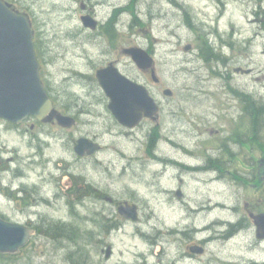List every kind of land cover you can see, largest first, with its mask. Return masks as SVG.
I'll use <instances>...</instances> for the list:
<instances>
[{
  "label": "rangeland",
  "instance_id": "374dc122",
  "mask_svg": "<svg viewBox=\"0 0 264 264\" xmlns=\"http://www.w3.org/2000/svg\"><path fill=\"white\" fill-rule=\"evenodd\" d=\"M7 1L37 27L41 75L80 123L71 133L57 125L25 135L0 128V178H11L14 187L22 178L29 186L38 183L50 198L23 207L11 199L13 193L0 192V213L25 225L42 218L54 234L32 236L18 252L0 254V264H264V242L256 239L245 211L246 202L264 208L261 174L250 178L254 171L245 165L253 161L250 152L264 150L246 148V136L238 144L237 127L252 100L264 109V0H140L119 18L122 41L109 52L83 31L71 1ZM204 38L222 59H205ZM133 46L156 51L158 84L123 53ZM110 61L149 83L162 106L159 128L147 121L130 131L113 120L94 80L95 71ZM165 88L172 97L164 96ZM78 131L96 135L103 151L77 156L67 136ZM218 154L225 171L216 162L207 165L210 172L175 164L205 165L209 155L215 161ZM46 174L50 180L44 182ZM74 184L78 190L70 189ZM126 201L138 205V223L118 215V202ZM106 218L113 222L104 232L96 222ZM238 221L242 232L224 240ZM204 239L210 240L205 253L191 260L190 243Z\"/></svg>",
  "mask_w": 264,
  "mask_h": 264
},
{
  "label": "water",
  "instance_id": "95a60500",
  "mask_svg": "<svg viewBox=\"0 0 264 264\" xmlns=\"http://www.w3.org/2000/svg\"><path fill=\"white\" fill-rule=\"evenodd\" d=\"M86 25L92 24L86 22ZM126 53L142 69H148L153 64V59L143 49L131 48ZM97 76L111 99V111L122 125L135 127L143 116L158 115L159 106L148 89L124 76L113 65L99 70ZM164 94L170 96L172 91L166 89ZM29 116L44 121L57 119L63 125L71 124V118L64 117L53 108L41 84L33 33L27 19L15 14L9 4L0 0V118L20 123ZM85 149L93 153L99 150V146L82 140L76 151L83 155ZM119 211L125 217L137 220L136 206L127 204ZM252 217L258 228V238L263 239L264 214ZM31 234L29 228L0 218V252H16L25 246Z\"/></svg>",
  "mask_w": 264,
  "mask_h": 264
},
{
  "label": "flooded vegetation",
  "instance_id": "af4514ba",
  "mask_svg": "<svg viewBox=\"0 0 264 264\" xmlns=\"http://www.w3.org/2000/svg\"><path fill=\"white\" fill-rule=\"evenodd\" d=\"M67 1H71L72 3L75 4L76 9L73 8V10L79 13V20L82 21V18L84 16H87L91 18L93 22H96L95 30H91L82 25L83 31L88 33L91 39L95 43H97L100 47L104 48V46H106L107 48H109L107 51L105 50V52H109L112 49L118 48L119 44H121L122 38L120 36L121 31L118 28V20L123 14H126L127 12L130 11L132 4L136 5L139 2V0H129L128 2L124 0H120V1H117L116 3H114V0H67ZM29 20L31 23V18H29ZM145 48L154 57V59L157 60L156 51L150 46H147ZM109 63H115V62L110 61ZM143 73L148 78L151 76L152 70H148ZM73 115L76 117L75 118L76 125L71 128L61 127L62 131L71 133L73 130L79 127L80 117L76 113H73ZM0 123L2 124V125L0 124V128L4 125V128L6 131H10L17 135H25L27 133H34L36 129L49 126L48 124L38 121L34 118H29L28 120L23 121L19 125L10 124L4 121H0ZM81 137H89L94 141L97 140L96 135H89V134L82 135L81 131H78L76 134H70L67 136L68 140L74 144H76L78 139ZM250 155L253 158V161L249 163L250 165L246 164L247 167H250L251 170L254 171L253 173L255 176L261 173V181L262 180L264 181V158H262L263 161L260 162L259 153L253 152ZM261 157H263V155ZM216 158L217 159H214L216 162H218V167L216 168L219 171L220 170L224 171L225 168L222 169V166H225V164L222 163V159H223L222 154H218ZM241 162H242V156L240 158V163ZM207 164L208 163H206L205 165L204 164L197 165V166L192 165L191 169L197 172H208L210 169H208ZM237 170L239 171L238 168ZM215 180L221 181L220 179H215ZM43 181L46 182L45 180ZM35 184L37 183H33L32 185H30L29 189L27 190L18 186V192H19L18 196L22 197L21 202H20L21 204L33 205V204H39L40 202L45 200L43 195L40 193L39 187L37 188L33 187L35 186ZM12 185H13V181L11 179H9L8 181H4L3 178H0L1 187L8 188V187H11ZM26 196L29 197L28 200L25 199ZM245 206L246 208H248V213H250V210L252 208L250 204L246 202ZM29 224L34 230H37L36 231L37 233H39L40 229L36 228L35 224H33L32 222H29ZM43 234H45L47 237L54 235L53 231H50L49 233L43 232ZM206 241L207 240H202L201 243H205ZM189 256H190V259L195 261V257L193 254H189Z\"/></svg>",
  "mask_w": 264,
  "mask_h": 264
},
{
  "label": "trees",
  "instance_id": "16d2710c",
  "mask_svg": "<svg viewBox=\"0 0 264 264\" xmlns=\"http://www.w3.org/2000/svg\"><path fill=\"white\" fill-rule=\"evenodd\" d=\"M205 44L201 47V51L205 54V59L207 61L213 60V59H222L221 55L219 53H216L214 49V45L210 44L208 40L204 39ZM207 55V56H206ZM250 108H246L243 121L241 124H245L246 122H249L246 129L243 132V135H247L249 132L252 131V137L251 140L255 143V145L258 146L259 150H264V134L260 133L259 130H262L264 132V109H261L260 107L254 106L252 103L250 104ZM249 111V112H248ZM249 113V114H248ZM243 117V116H242ZM245 129V128H240ZM242 135V136H243ZM244 140V139H243Z\"/></svg>",
  "mask_w": 264,
  "mask_h": 264
},
{
  "label": "bare ground",
  "instance_id": "6f19581e",
  "mask_svg": "<svg viewBox=\"0 0 264 264\" xmlns=\"http://www.w3.org/2000/svg\"><path fill=\"white\" fill-rule=\"evenodd\" d=\"M255 101L254 100H252V104L253 105H255V103H254ZM242 232V230L241 229H233L231 232H229V230L226 232V233H224V240H227V239H230L231 238V234H233V235H238V234H240Z\"/></svg>",
  "mask_w": 264,
  "mask_h": 264
}]
</instances>
